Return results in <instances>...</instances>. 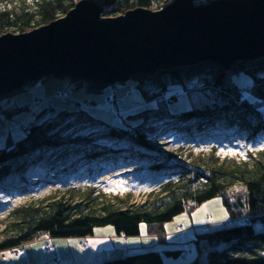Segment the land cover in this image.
<instances>
[{
  "label": "trees",
  "instance_id": "trees-1",
  "mask_svg": "<svg viewBox=\"0 0 264 264\" xmlns=\"http://www.w3.org/2000/svg\"><path fill=\"white\" fill-rule=\"evenodd\" d=\"M80 1L0 0V37L48 25ZM173 1L109 0L103 17H118L139 8L158 11ZM240 74L252 80L247 89L235 82ZM133 81L142 93L143 107L126 113L120 123L95 118L84 103L75 101L60 110L43 107L16 141L0 138V190L28 194V186L4 183L11 178L25 180L41 170L46 175L69 177L83 167L98 165L108 169L144 166L148 173L170 177L141 203L130 196L108 194L100 186H62L41 199L14 206L1 222L0 254L40 239L44 246L49 238L58 248L56 239L86 238L108 226L120 236L138 237L141 226L147 225L153 236L166 241V225L221 197L232 222L247 221L199 229L189 242L197 253L192 264H264V149L224 157L214 147L195 155L191 150H169L164 138L173 133L180 137L178 142L189 144L222 136L255 141L264 135V58L241 62L230 71L204 63L154 76L138 75ZM69 83H76L75 88L84 84ZM172 86L182 88L185 95L204 92L213 99L201 106L190 102L187 108L173 112L168 103L183 104L182 96L169 94ZM24 90L1 96L0 102ZM22 109L16 108L18 112ZM183 252L166 250L176 257ZM101 264L167 263L161 252L146 250Z\"/></svg>",
  "mask_w": 264,
  "mask_h": 264
},
{
  "label": "water",
  "instance_id": "water-1",
  "mask_svg": "<svg viewBox=\"0 0 264 264\" xmlns=\"http://www.w3.org/2000/svg\"><path fill=\"white\" fill-rule=\"evenodd\" d=\"M109 0H81L63 18L0 37V97L44 77L82 80L88 92L138 75L264 58V0H174L159 11L103 17Z\"/></svg>",
  "mask_w": 264,
  "mask_h": 264
},
{
  "label": "rangeland",
  "instance_id": "rangeland-1",
  "mask_svg": "<svg viewBox=\"0 0 264 264\" xmlns=\"http://www.w3.org/2000/svg\"><path fill=\"white\" fill-rule=\"evenodd\" d=\"M209 1L211 0H198L197 3L207 5L210 4ZM235 82L240 88L247 89L251 86L252 80L245 74H240L235 77ZM44 84L51 91L61 85L67 87L69 79L59 80L50 77L47 78ZM135 85L136 82L130 80L127 84H117L104 89L103 94L86 93L88 90L81 88L76 90L73 95L76 101L80 102L81 100L84 103L95 118L110 124H117L120 123V119L126 113L138 111L143 107L142 93ZM126 86L132 90V93L127 92L128 88ZM34 94L36 93L26 88L23 92L10 98H5L0 102V138L2 140L12 138L16 141L20 139L24 129L34 121L38 112V109L32 106ZM169 94L175 95V97L182 96L180 103L183 105L168 103L169 109L173 112L183 109L179 107L187 108L186 106L191 105L190 102L194 106H201L207 100L213 99L212 95L204 94V92L191 91L190 95H185L183 90L177 86H172ZM49 95L52 96L53 94ZM167 99L168 97L162 98V100ZM14 103L23 108L22 111L18 112ZM70 103V101L64 100L54 101L57 108H66L72 104ZM15 110L16 113L14 112ZM261 111L264 114V107H262ZM92 130L94 129L92 128ZM164 138L170 144L168 149L170 148L173 151L185 149L188 152L191 150L195 155L208 152L214 147H217L219 153L224 157L246 156L248 152L264 149V135H261L255 141H249L241 137L233 136L230 139L222 136L205 141L199 138L189 144L178 142L180 137L173 133L168 134ZM145 168L144 166L126 165L108 169L104 165H98L93 166L92 169L89 166L83 167L76 174H72L69 177L54 174L46 175L41 170L30 174L25 180L15 181L11 178L4 183V186H28L27 191L29 193L21 194L0 190V229L2 228V220L12 210V207L41 199L56 192L62 186H100L104 187L108 194L122 198L130 196L133 199L132 201L141 203L146 200L150 192H153L157 186H160L163 181L170 177V174L154 175L148 173ZM245 221L241 220L239 222L243 223ZM233 223L235 222L231 221L230 214L224 206L223 199L220 197L203 204L192 214H182L168 224L165 227L166 242L153 236L147 225L141 226V235L138 237L120 236L112 226H108L97 228L93 235L86 238L56 239L55 244L58 246L59 251L55 255H49L50 258L45 257L42 253V246L45 243L42 239L23 246L22 248L26 250L25 255L21 252L14 255L9 249L4 251L6 254L2 253L4 256L0 254V264H101L107 260L146 250L161 252L167 264H192L196 259L197 253L195 246L189 242L195 237L196 229L199 230L204 227L203 229L205 230L213 226H227ZM178 225H183L185 229L189 230L185 236L175 234ZM193 226L196 229H192L191 227ZM261 228L259 224L258 229ZM82 244L85 245L84 248ZM167 249L184 252L176 257L168 255L166 253Z\"/></svg>",
  "mask_w": 264,
  "mask_h": 264
},
{
  "label": "bare ground",
  "instance_id": "bare-ground-1",
  "mask_svg": "<svg viewBox=\"0 0 264 264\" xmlns=\"http://www.w3.org/2000/svg\"><path fill=\"white\" fill-rule=\"evenodd\" d=\"M194 2H195V5L196 6H200V5H202V4H198L197 2V0H194ZM212 2V1H211ZM211 2H209V3H211ZM208 5V4H207ZM164 9V8H163ZM162 10V9H161ZM66 16V15H65ZM64 16V17H65ZM63 18V17H62ZM61 19V18H60ZM59 20V19H58ZM57 21V20H56ZM49 25V24H48ZM46 26V25H45ZM206 63H208V62H206ZM202 64H204V63H202ZM167 71H169V70H167ZM161 72H163V71H161ZM148 76V75H147ZM47 78H50V77H44V78H42L41 80H39V81H36L35 83H32V84H30L29 86H31L32 85V87L36 84H44L45 83V81L47 80ZM69 79V78H68ZM63 80V79H62ZM70 80V79H69ZM133 80V79H132ZM75 81V80H74ZM76 81H79V82H84V84L82 85V86H80V87H78V88H75V86H76V83L75 84H70L69 83V85L67 86V87H60V88H57L59 91L58 92H54V93H52L53 95L52 96H50L49 95V90L47 89V86H45L44 88H43V92H44V95L43 96H34V101L32 102L33 104H32V106H35L38 110V112L39 111H41L42 109H43V107H45V106H50V105H52L53 107H55L56 109H62V108H64V107H60V108H57V106L54 104V101H56V100H64V101H70L71 103H73L74 101H76V99H75V97H74V95H73V93L76 91V90H79V89H81V88H85V89H89V88H91V85L89 84V83H87V82H85V81H82V80H76ZM128 83V82H127ZM127 83H125V84H127ZM29 86H27L26 88H28ZM31 87V88H32ZM178 87V86H177ZM26 88H23V89H26ZM31 88H29V89H31ZM126 88H128V90H127V92L128 93H132V90L129 88V87H127L126 86ZM57 89H55V90H57ZM182 89V88H181ZM19 91H21V90H19ZM19 91H16V92H19ZM49 92V93H48ZM13 93H15V92H13ZM13 93H11V94H13ZM90 94H94V95H96L95 93H91V92H89ZM11 94H9V95H11ZM9 95H5V96H9ZM59 95H63V97H57V96H59ZM10 98V97H9ZM85 98H87V97H85ZM85 101V100H84ZM78 102V101H77ZM70 103V104H71ZM80 103H82L81 102V100H80ZM113 105V104H112ZM115 109V108H114ZM119 109V108H118ZM120 110V109H119ZM247 221V220H246ZM236 223H240L239 221L238 222H236ZM167 226V225H166ZM194 227V226H193ZM193 227H191L192 229H196L195 227L193 228ZM204 228V227H203ZM203 228H200V229H203ZM212 228H214V226L213 227H210V229H212ZM198 229H196V232H198L197 231ZM189 230H187V229H185L184 228V226L183 225H178L177 226V230H176V232H175V234L176 235H180V236H185L186 234H187V232H188ZM166 238H167V234H166ZM166 242V241H165ZM29 245V244H28ZM135 254V253H134Z\"/></svg>",
  "mask_w": 264,
  "mask_h": 264
},
{
  "label": "built area",
  "instance_id": "built-area-1",
  "mask_svg": "<svg viewBox=\"0 0 264 264\" xmlns=\"http://www.w3.org/2000/svg\"><path fill=\"white\" fill-rule=\"evenodd\" d=\"M57 97H63V95H59ZM52 241H53V239L49 238L48 243L44 244V246L42 248V251L46 257H49V255H51V254L54 255L58 251V248L54 244H52ZM83 246H85V245H83ZM10 251L14 255H16L17 253H20V252L24 255L26 254V250H24V248H15V249L13 248Z\"/></svg>",
  "mask_w": 264,
  "mask_h": 264
},
{
  "label": "crops",
  "instance_id": "crops-1",
  "mask_svg": "<svg viewBox=\"0 0 264 264\" xmlns=\"http://www.w3.org/2000/svg\"><path fill=\"white\" fill-rule=\"evenodd\" d=\"M46 86V84H35L32 88H31V91H33L34 93H36V94H34V96H43L44 95V92H43V88ZM62 86V85H61ZM61 86H59L58 88H60ZM56 91H58V89L57 90H54V89H52L51 91H49L50 93L49 94H52V93H54V92H56ZM86 100V99H85ZM14 105H15V108H17V107H19L16 103H14Z\"/></svg>",
  "mask_w": 264,
  "mask_h": 264
}]
</instances>
